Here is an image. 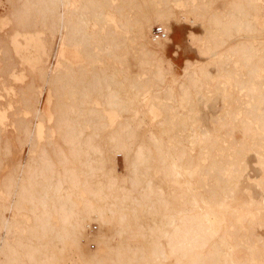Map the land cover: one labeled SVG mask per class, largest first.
I'll return each mask as SVG.
<instances>
[{"label":"bare ground","instance_id":"obj_1","mask_svg":"<svg viewBox=\"0 0 264 264\" xmlns=\"http://www.w3.org/2000/svg\"><path fill=\"white\" fill-rule=\"evenodd\" d=\"M214 3L0 0L13 25L9 41L0 34V70L12 73L25 54L38 78L18 88L27 158L6 170L2 156L13 150L0 126V264H264V39L254 37L264 33V0ZM178 12L204 26L190 39L207 60H187L170 84L163 49ZM156 24L165 37L152 35ZM37 26L51 41L32 34ZM129 42L141 51L138 73L123 59ZM46 88L52 114L40 106ZM216 92L225 109L212 116L215 131L203 129L196 96ZM238 187L247 198L221 228L220 208Z\"/></svg>","mask_w":264,"mask_h":264},{"label":"rangeland","instance_id":"obj_2","mask_svg":"<svg viewBox=\"0 0 264 264\" xmlns=\"http://www.w3.org/2000/svg\"><path fill=\"white\" fill-rule=\"evenodd\" d=\"M216 3H214V6L217 8H221L225 0H215ZM6 15H1L0 17V34L5 37L8 41L10 40V35L12 34L13 25L8 20V17ZM5 17V18H4ZM177 17V18H176ZM176 17H172L170 19V26H171V33L170 37L171 40L167 42V45L164 47L163 55L166 57V59L170 63L171 70L167 74V80L170 84H177L179 81H182L183 75L185 74V67L187 65V60L193 62V65H197L200 63V61H206L207 58L203 57L198 52V45L194 41H192L191 38V32L195 33L198 36H201L204 32V26L200 22H190L187 21L185 18L182 17V14L178 12ZM260 21L259 25H263V18L264 16L260 15ZM173 19V20H172ZM159 25V24H156ZM155 25V26H156ZM160 26V25H159ZM154 28V27H153ZM33 35H38L41 37V39L49 40L51 41V34L50 31L46 26H37L36 28L29 29ZM261 32H256V36L254 37L256 39H260L263 41L264 39V33L259 34ZM20 41L24 42L26 41L24 37H20ZM130 43V49L124 48V56L123 59L127 62L128 68L134 73H138L141 71L143 65L140 58V52L137 48L139 47L136 42H129ZM128 43V44H129ZM133 44V45H131ZM137 44V45H134ZM134 49H131L132 47ZM136 46V48H135ZM125 47V45H124ZM197 47V48H196ZM128 49V51H126ZM29 50L33 53L36 51L35 44L33 42L30 43ZM26 49V51H29ZM41 49H39L40 51ZM132 50V51H131ZM24 50L23 52L26 53ZM131 51V52H130ZM2 48H0V69L3 66V58H2ZM50 57V56H49ZM29 57L19 56L15 55L14 60L18 63L12 73H2L0 70V126H1V133L3 137H8L9 141L11 142V147L13 150L12 154L9 155H3L2 158L5 162V170L9 167H12L15 164V158H22L21 160H25L27 158V151L28 147L26 143L19 144L20 138L23 136L22 133V127L17 126V119L19 116L22 115L21 110L19 109L21 103V92L18 89L19 87H25L31 83L33 79H38L37 75H35V72L33 71V62H30ZM47 59H49L47 57ZM52 57H50V62H54ZM55 63V62H54ZM168 62H165V65H169ZM229 66V65H228ZM226 65V67H228ZM236 67H240L239 64L236 65ZM25 69V70H24ZM211 70L216 72V67L211 66ZM12 74V75H10ZM10 75V76H9ZM149 75H143V78H146ZM228 82H231L233 80V77H226ZM4 80L6 81L7 85L4 84ZM212 83L215 85L217 82L216 80H213ZM49 90L46 88L43 93L42 102L40 103V106L44 109L46 106L48 107V110L52 114V108H53V100L51 103V100L47 102L48 100V94ZM214 94V95H213ZM211 94V96L206 94H197L196 100L197 104L196 107L198 109V112L196 114L197 122L195 124L202 125L203 129H211L215 131V124L212 122V116H216L223 112L225 109V103L222 100L221 93L216 92ZM149 98V97H147ZM168 102L167 100H165ZM161 109V108H160ZM189 109V104L185 103L184 107L180 108V111H184ZM164 112H160V117L165 115ZM232 114H227V117L230 118ZM146 126H149L151 122L154 121L153 114L151 112L146 113ZM153 119V120H152ZM151 121V122H150ZM205 127V128H204ZM20 128V129H19ZM198 130V129H197ZM20 135V138L19 136ZM17 137L19 141L17 140ZM234 137L240 138L241 137V130L239 128H236L234 131ZM227 144V143H225ZM23 146V147H22ZM26 157V158H25ZM25 158V159H24ZM118 159V171L123 172V159L122 156L119 154L117 156ZM5 171H0V181L4 175ZM194 181L198 180V174L194 173ZM236 197L232 198V202L229 203V205H225L223 208H220V211L218 213V218L221 224V228H225V211L232 205V207L238 206L240 203H242L247 198V194L245 191L242 190V188H239L236 190ZM240 200L242 202H240ZM5 214L10 218L13 217L12 211H5ZM99 223L98 222H91L90 224V231H89V239L88 242V248L90 250L95 251L97 249V243H95L93 240L95 239V235L99 232ZM93 241V242H92ZM90 244V245H89ZM238 256L243 259L246 257V250L243 248H238L237 251Z\"/></svg>","mask_w":264,"mask_h":264},{"label":"built area","instance_id":"obj_3","mask_svg":"<svg viewBox=\"0 0 264 264\" xmlns=\"http://www.w3.org/2000/svg\"><path fill=\"white\" fill-rule=\"evenodd\" d=\"M152 35L155 38L160 39V38H163L166 36V32L164 31V29L161 26L156 25V26H154V28L152 30Z\"/></svg>","mask_w":264,"mask_h":264}]
</instances>
